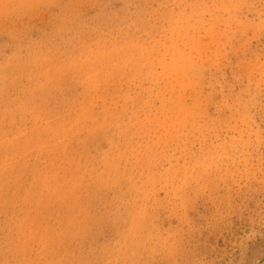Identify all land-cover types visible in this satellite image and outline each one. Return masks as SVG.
Instances as JSON below:
<instances>
[{"label":"rangeland","instance_id":"obj_1","mask_svg":"<svg viewBox=\"0 0 264 264\" xmlns=\"http://www.w3.org/2000/svg\"><path fill=\"white\" fill-rule=\"evenodd\" d=\"M0 264H264V0H0Z\"/></svg>","mask_w":264,"mask_h":264}]
</instances>
